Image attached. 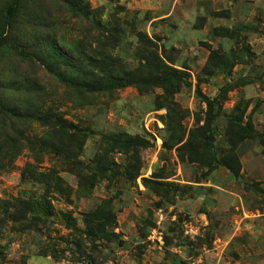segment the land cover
<instances>
[{
	"label": "rangeland",
	"instance_id": "rangeland-1",
	"mask_svg": "<svg viewBox=\"0 0 264 264\" xmlns=\"http://www.w3.org/2000/svg\"><path fill=\"white\" fill-rule=\"evenodd\" d=\"M10 2L0 0V41L6 37L0 88L20 109L59 113L82 128L78 159L88 168L77 176L64 158L44 153L38 163L24 148L12 169L0 171V202L19 197L51 206L44 221L28 228L6 225L0 264H205L206 258L233 264L243 258L239 239L214 249L231 224L219 228L203 197L207 181H236L247 194L264 189V170L257 176L248 170L252 156L264 157V0H20L8 23ZM12 39L27 51L23 58ZM53 41L73 57L74 68L56 57ZM148 51L183 70L190 86L87 91L70 83L83 68L100 75L96 64L115 74L134 69ZM196 89L217 101L208 126ZM249 122L254 132L240 134ZM47 131L33 122L29 135ZM109 137H139L146 146L135 153ZM230 154L236 174L223 165ZM51 166L67 192L21 176Z\"/></svg>",
	"mask_w": 264,
	"mask_h": 264
},
{
	"label": "trees",
	"instance_id": "trees-1",
	"mask_svg": "<svg viewBox=\"0 0 264 264\" xmlns=\"http://www.w3.org/2000/svg\"><path fill=\"white\" fill-rule=\"evenodd\" d=\"M19 3L20 0H11L6 8V19L8 23H11L17 14ZM2 41H6V37L2 38L0 45ZM10 45L22 58L24 55H27V51L20 49L13 39L10 41ZM20 46L22 47L21 44ZM51 48L56 57L64 62V64L62 63L64 67H75V64H72L73 57L64 51L56 42H51ZM143 58L144 61L137 67L128 71L126 70L121 74L111 73L106 69L105 64L95 65L97 68H100L102 72L100 75L94 74L92 69L89 73L88 67L83 68L79 71L80 76L77 77V81H71L70 83L75 86H80L87 91H106L132 84L140 86H161L170 90L177 89L182 85L190 86L187 83L184 71L172 68L158 54L148 51ZM165 58L168 62L172 63L173 60L169 57ZM58 76L60 79L68 82L63 73H58ZM16 91H19V89ZM4 92L5 89L0 88V171L12 169L14 160L24 148L32 152L35 161L38 163H42L44 153H52L60 158H64L66 166H68L67 169L70 172L76 173L77 176L81 174L82 170L88 168L87 165L86 167L83 166V163L78 159L82 140L86 135L82 128L63 119L59 113L45 112L41 114L38 112L34 114L30 109L21 107L22 110L18 104L6 99ZM196 93L206 102V123L208 126L213 118H215L213 109L217 105V101L206 97L199 89H196ZM33 122H38L46 126L48 128L47 135L39 138L35 135L33 137L30 136L29 130ZM239 132L240 134L241 132L252 134L254 127L249 122V124L240 128ZM48 135L53 136L46 139ZM55 137H58V140H55ZM62 137L67 140L61 143L63 147L60 144ZM109 138L112 139L114 144H123L129 149H133L135 153H137L139 147L146 146L144 141L139 137H128L124 139L120 137ZM231 156L232 154L224 157L223 165L233 174H236L238 172L236 159L234 163H229L227 160ZM102 163L104 162L97 161L96 167L99 168L98 170H102ZM96 171L95 168L94 173ZM58 173L59 171L54 166H51L45 171H38L34 168V170L30 169L26 173L23 170L21 176L24 180L35 181L46 185L48 187L47 191L55 189L67 192L66 189H63L66 187L62 184L63 179ZM88 176L89 174L86 175V177ZM49 208L51 206L47 204V201L34 202L19 197L10 199V201H1L0 210L3 211L4 215L0 217V235L8 223L14 224L15 222H21L22 227L28 228L29 225L44 221V217L51 214ZM177 264L180 263L178 262Z\"/></svg>",
	"mask_w": 264,
	"mask_h": 264
},
{
	"label": "crops",
	"instance_id": "crops-1",
	"mask_svg": "<svg viewBox=\"0 0 264 264\" xmlns=\"http://www.w3.org/2000/svg\"><path fill=\"white\" fill-rule=\"evenodd\" d=\"M259 156L257 154L251 157L255 163L253 162L248 170L254 176H257L260 170H264V159H259ZM260 158L264 157L260 156ZM207 182L210 188H206L208 193L203 198L206 199L211 211L210 216L214 214V221L221 229L231 224L229 235L214 240V249L218 250V246H226L232 238L239 239L242 247L238 246V248L246 250L247 254L241 255L243 258L234 261L233 264H264V189L259 190L260 192L250 190L247 194L243 189L237 188L236 181ZM200 218L204 223L210 221L205 214H200ZM218 242L222 244L219 245ZM215 255L219 256V253ZM204 262L211 264L208 258Z\"/></svg>",
	"mask_w": 264,
	"mask_h": 264
},
{
	"label": "built area",
	"instance_id": "built-area-1",
	"mask_svg": "<svg viewBox=\"0 0 264 264\" xmlns=\"http://www.w3.org/2000/svg\"><path fill=\"white\" fill-rule=\"evenodd\" d=\"M191 228H192L191 225L186 226L185 231H186V232H191V231H192ZM156 239L158 240V242H159L160 244L162 243L161 235H157Z\"/></svg>",
	"mask_w": 264,
	"mask_h": 264
}]
</instances>
